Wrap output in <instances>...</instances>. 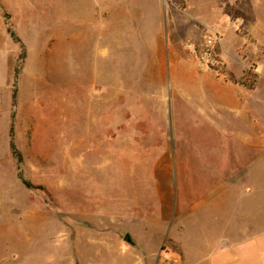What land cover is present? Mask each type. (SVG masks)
<instances>
[{
	"label": "rangeland",
	"instance_id": "1",
	"mask_svg": "<svg viewBox=\"0 0 264 264\" xmlns=\"http://www.w3.org/2000/svg\"><path fill=\"white\" fill-rule=\"evenodd\" d=\"M181 1L0 0V264H207L220 233L264 229V158L245 180L223 176L237 121L206 82L237 74L252 90L239 81L249 70L264 102V44L238 30L241 63L212 52L202 68L188 29L209 18ZM212 5L229 20L264 15V0Z\"/></svg>",
	"mask_w": 264,
	"mask_h": 264
},
{
	"label": "crops",
	"instance_id": "2",
	"mask_svg": "<svg viewBox=\"0 0 264 264\" xmlns=\"http://www.w3.org/2000/svg\"><path fill=\"white\" fill-rule=\"evenodd\" d=\"M188 1L189 7L195 5V1ZM197 2L201 15L209 18V24L205 22L199 23L201 21L191 24V27L188 29V36H191L198 45H201L206 42L205 36L207 32L215 33L217 38H214L211 42L212 52L220 58L226 67L241 63V60L230 52L237 49V47H234L236 43H233L236 41L233 40V37L238 35V30L253 37L257 44H264V15L250 16L248 9L245 13L242 12L238 19L233 17L232 20H229L227 17L228 11L219 14L217 12V5H212V3H216L218 0H197ZM174 9L178 12V8L173 7L169 9V13L171 12L172 14L175 11ZM237 9H239V6L234 4L230 12H234ZM118 12L114 7L109 8L107 10V13L110 14L107 15L108 21L114 22L115 19H118ZM8 14L10 15L9 12ZM105 14L106 10L103 11V17ZM232 15L234 14H231L230 17ZM2 18L4 21V17ZM170 31H175L173 26ZM169 37H172V35H169ZM144 44L147 43L145 42ZM206 82L211 87L213 97L219 98L220 106L226 110L234 111L233 113L237 121L236 125L238 129L236 128L234 132L237 142L234 158L235 169L229 171L230 174L223 176L231 179L234 177L235 179L236 173L241 172L240 178L245 180L252 173V170L249 171V169H252L260 159L264 158V102L257 95L259 86L257 84L252 90L241 89L238 85L237 74H225L224 79L212 76ZM227 82L233 83V88L234 85H236V88L234 90L232 88L229 89ZM260 149L263 150L261 154L259 153ZM226 181L228 182V180ZM236 191L238 198L241 195L245 198L253 190L240 187ZM238 208L239 206L235 207L230 216L234 217L236 215L237 218L242 215L240 212L238 213ZM244 224L247 227H253L254 225ZM204 240L207 243L210 242V238L207 236H205ZM213 240L215 243L207 254V264H264V229L243 238L220 233Z\"/></svg>",
	"mask_w": 264,
	"mask_h": 264
},
{
	"label": "trees",
	"instance_id": "3",
	"mask_svg": "<svg viewBox=\"0 0 264 264\" xmlns=\"http://www.w3.org/2000/svg\"><path fill=\"white\" fill-rule=\"evenodd\" d=\"M181 0H171V2L178 4L180 6H185L184 3ZM8 33L10 35V37L12 38V40L16 43L20 44V47L23 48L24 44L20 41V39L18 38V36H16L12 31L8 30ZM18 73V69L15 68L13 70V77H16V74ZM240 83L242 85H244L247 89H253L254 85H255V75L254 74H250L249 70L244 69V71H242V75L239 79ZM14 97V96H13ZM13 127L14 124L13 122H11L10 126H9V130H8V137H9V150L11 152V154L13 156L16 157L17 162H20V154L16 148V145L14 143V133H13ZM18 172L17 175L18 177L21 179V182L23 183V185L26 188H34V185H32V183H30L29 181L25 180L21 173L19 172V167H17Z\"/></svg>",
	"mask_w": 264,
	"mask_h": 264
},
{
	"label": "built area",
	"instance_id": "4",
	"mask_svg": "<svg viewBox=\"0 0 264 264\" xmlns=\"http://www.w3.org/2000/svg\"><path fill=\"white\" fill-rule=\"evenodd\" d=\"M214 38H217L215 33L206 34L205 36V40H206L205 46L203 47L202 50L199 51V54H198L199 64L202 68L207 69L209 65L212 64L211 42ZM189 49L194 50L195 47L193 45H189ZM164 258L166 261H168V264H179L176 259L167 260L165 255H164Z\"/></svg>",
	"mask_w": 264,
	"mask_h": 264
},
{
	"label": "water",
	"instance_id": "5",
	"mask_svg": "<svg viewBox=\"0 0 264 264\" xmlns=\"http://www.w3.org/2000/svg\"><path fill=\"white\" fill-rule=\"evenodd\" d=\"M123 241L127 244H130V245H133V240L131 238V236L129 235V233H126L124 236H123Z\"/></svg>",
	"mask_w": 264,
	"mask_h": 264
}]
</instances>
